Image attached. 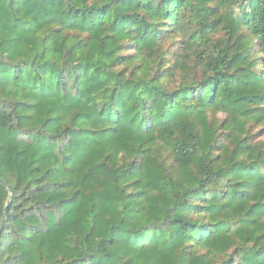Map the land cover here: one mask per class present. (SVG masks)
<instances>
[{"label": "trees", "instance_id": "trees-1", "mask_svg": "<svg viewBox=\"0 0 264 264\" xmlns=\"http://www.w3.org/2000/svg\"><path fill=\"white\" fill-rule=\"evenodd\" d=\"M264 0H0V264H264Z\"/></svg>", "mask_w": 264, "mask_h": 264}, {"label": "water", "instance_id": "water-1", "mask_svg": "<svg viewBox=\"0 0 264 264\" xmlns=\"http://www.w3.org/2000/svg\"><path fill=\"white\" fill-rule=\"evenodd\" d=\"M0 183L3 184L5 187H8L3 181L0 180Z\"/></svg>", "mask_w": 264, "mask_h": 264}, {"label": "rangeland", "instance_id": "rangeland-1", "mask_svg": "<svg viewBox=\"0 0 264 264\" xmlns=\"http://www.w3.org/2000/svg\"><path fill=\"white\" fill-rule=\"evenodd\" d=\"M262 128H264V127H260V128H258V130H259V129H262ZM259 131H260V130H259ZM262 140H264V137L262 138Z\"/></svg>", "mask_w": 264, "mask_h": 264}]
</instances>
